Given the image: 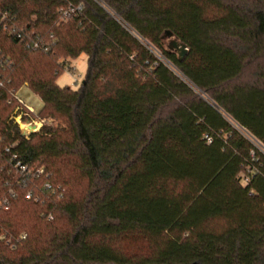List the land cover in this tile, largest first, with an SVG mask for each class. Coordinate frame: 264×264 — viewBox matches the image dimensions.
Instances as JSON below:
<instances>
[{
	"label": "trees",
	"instance_id": "obj_1",
	"mask_svg": "<svg viewBox=\"0 0 264 264\" xmlns=\"http://www.w3.org/2000/svg\"><path fill=\"white\" fill-rule=\"evenodd\" d=\"M0 10L56 39L43 53L0 29L11 86L51 121L23 136L0 90V264H264V0ZM82 53L80 87L57 85ZM130 237L149 251L125 253Z\"/></svg>",
	"mask_w": 264,
	"mask_h": 264
},
{
	"label": "built area",
	"instance_id": "obj_2",
	"mask_svg": "<svg viewBox=\"0 0 264 264\" xmlns=\"http://www.w3.org/2000/svg\"><path fill=\"white\" fill-rule=\"evenodd\" d=\"M81 6L82 3H79L77 6L70 5L67 10L63 11V16H67L69 13L81 9ZM0 29L7 33V35L21 40L27 49L33 51L47 53L56 42L53 34H41L35 32L28 28V25L19 26L16 17L11 16L8 12L2 10H0ZM13 66V59L0 48V90L5 93L7 103H16L9 118L18 125L21 134L28 137L30 133L38 131L44 123L51 124V121L45 118H38L34 109L25 105L22 99L17 95L20 88L16 89L12 87V81L9 77V73L12 71ZM24 84L27 85V83ZM21 126H24L26 130L21 129ZM17 165H19V163ZM21 170L25 171L26 167L21 166ZM39 172H41V170H39ZM46 187L49 188V184H46ZM5 208L7 209L8 205H5ZM24 237L25 234L22 235V238Z\"/></svg>",
	"mask_w": 264,
	"mask_h": 264
},
{
	"label": "rangeland",
	"instance_id": "obj_3",
	"mask_svg": "<svg viewBox=\"0 0 264 264\" xmlns=\"http://www.w3.org/2000/svg\"><path fill=\"white\" fill-rule=\"evenodd\" d=\"M173 40L175 39L171 35H166L163 40L164 46L167 49H172L171 42ZM158 57L165 61L160 54H158ZM62 59V57L57 58V62H61ZM64 64V69L59 73L56 79L57 85L60 87L68 86L72 89H78L87 72V56L82 53L76 58H68ZM176 73L178 72L176 71ZM17 95L22 99L25 105L32 107L36 114L41 111L43 107L42 99L27 85L23 84L18 90ZM21 129L26 130L24 126H21ZM120 247L129 255H140L148 252L150 249L149 243L137 237L124 239L120 243Z\"/></svg>",
	"mask_w": 264,
	"mask_h": 264
},
{
	"label": "water",
	"instance_id": "obj_4",
	"mask_svg": "<svg viewBox=\"0 0 264 264\" xmlns=\"http://www.w3.org/2000/svg\"><path fill=\"white\" fill-rule=\"evenodd\" d=\"M166 35H171V33L167 31ZM171 47L177 49L178 52L180 53V55H183L185 53V51L187 50L183 44L177 42L176 40H173L171 42Z\"/></svg>",
	"mask_w": 264,
	"mask_h": 264
}]
</instances>
